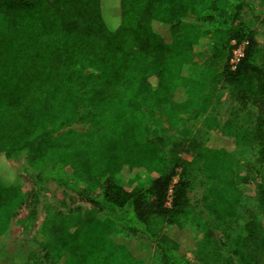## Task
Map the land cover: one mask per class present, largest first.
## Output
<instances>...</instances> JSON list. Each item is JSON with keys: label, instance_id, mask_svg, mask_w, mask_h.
Here are the masks:
<instances>
[{"label": "trees", "instance_id": "16d2710c", "mask_svg": "<svg viewBox=\"0 0 264 264\" xmlns=\"http://www.w3.org/2000/svg\"><path fill=\"white\" fill-rule=\"evenodd\" d=\"M257 1L0 0V154L25 152L34 174L16 223L25 233L35 228L48 181L91 207L46 217V260L145 264L131 239L138 234L157 252L152 264H264V222L251 219L238 233L229 225L244 198L264 217V58L253 62L260 43L242 22L247 10L264 28ZM203 40L244 44L235 69L228 59L220 65L223 49L199 51ZM189 67L221 69L213 82L238 102L219 130L226 147L212 143L215 118L203 107L199 127H185L197 115ZM159 110L169 128L181 126L178 142H169ZM121 176L151 180L128 189ZM21 199L0 166V230L4 210ZM185 229L190 260L178 238ZM3 243L0 264H30V252L20 249L16 261Z\"/></svg>", "mask_w": 264, "mask_h": 264}, {"label": "rangeland", "instance_id": "374dc122", "mask_svg": "<svg viewBox=\"0 0 264 264\" xmlns=\"http://www.w3.org/2000/svg\"><path fill=\"white\" fill-rule=\"evenodd\" d=\"M247 2L251 3L254 8L258 6L257 0H247ZM192 20L193 17L188 16L187 22H192ZM242 22L254 31L256 38L260 43L259 51L253 58V62L258 63L262 58H264V28L258 23V21L255 20V15L247 10H244L243 12ZM197 49L205 52L207 56L223 49L224 54L219 61L220 65L224 64L227 59H229L231 53L229 46L222 48L217 43L204 40L200 42ZM220 71L221 69H218L215 73H213L212 70L204 72L202 67H189L185 70V75L197 83V87L193 92V107L195 108V111H197V115L195 117L188 116L189 119L185 121V127L189 129L199 127L200 122L204 117V113L199 111L200 108L203 107L205 109V113L209 112L215 118L216 124L212 130L209 131L212 143L220 147H226L223 139L219 136V130L223 122L230 117L232 110L237 108L238 102L233 95L223 89L220 79L216 78L215 82H213L214 76H217ZM157 115L161 119L163 127L168 129L167 136L169 138V142H178L181 138V135L179 134L181 126H178L175 129L169 128L164 111L159 110ZM72 128L77 131H84L86 129V125L74 123ZM227 149L235 152L231 144L227 147ZM236 156L243 162L251 163L252 161L251 154L247 152L239 153V151H236ZM183 158L188 159V157L184 155ZM0 166L4 167L6 171H8V174L18 182V188L22 194V199L7 207L2 216L3 225L6 223L0 230L1 241L2 243L4 242L3 244L6 243L5 245L2 244L3 253L6 252L4 253L5 255H10L18 261L22 254L17 253L20 249H23V251L25 250L31 254V258L29 259L30 264H64L66 259L65 255L61 256L56 261H49L45 259L44 247L41 244L42 239L40 238V226L48 215H66L74 211L85 213L89 211L91 207L79 201V199L69 191L57 186L51 181H48L43 184L39 193L40 201L35 228L30 233H25L20 229L16 221L18 217L25 213V203L30 190L34 187L32 182L34 174L26 165V153L17 152L8 157L2 153L0 154ZM150 180L151 177H143L139 181L130 182L126 176H121L117 179V184L124 188L133 189L147 184ZM254 218L264 222V217L258 211L256 203L253 199L244 198L241 201L236 216L229 220L230 228L234 231V233H238L242 231L243 226L248 221ZM178 238L182 247L186 249L187 258L190 260L192 258L190 251L194 246V240L192 239L191 233L185 229V231L181 232ZM131 239L143 250L146 257L145 264H152L156 261L157 252L151 243L138 234L132 235ZM4 246H6V248ZM15 248H18V251L15 250Z\"/></svg>", "mask_w": 264, "mask_h": 264}, {"label": "built area", "instance_id": "2783aa9c", "mask_svg": "<svg viewBox=\"0 0 264 264\" xmlns=\"http://www.w3.org/2000/svg\"><path fill=\"white\" fill-rule=\"evenodd\" d=\"M232 49L228 59V65L231 69H235L240 58L243 56L244 44L236 45L235 42L230 43Z\"/></svg>", "mask_w": 264, "mask_h": 264}]
</instances>
